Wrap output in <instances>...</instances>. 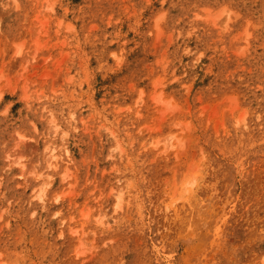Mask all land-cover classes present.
Instances as JSON below:
<instances>
[{"label":"rangeland","instance_id":"obj_1","mask_svg":"<svg viewBox=\"0 0 264 264\" xmlns=\"http://www.w3.org/2000/svg\"><path fill=\"white\" fill-rule=\"evenodd\" d=\"M0 96V264H264V0H0Z\"/></svg>","mask_w":264,"mask_h":264},{"label":"bare ground","instance_id":"obj_2","mask_svg":"<svg viewBox=\"0 0 264 264\" xmlns=\"http://www.w3.org/2000/svg\"><path fill=\"white\" fill-rule=\"evenodd\" d=\"M34 23H35V25H37V24H40L41 23V15H38V16H36L35 17V21H34ZM19 52H17V54H18ZM35 57H34V55L31 57V60H33ZM0 98H1V96H0ZM50 124H51V126L52 127H55V125L53 124V121H50ZM171 147H174L173 146V144H171ZM55 151V148H51V153L52 154H50L49 156H46L49 160H47V159H45V163H46V166H44V169L45 170H50V169H52V166H53V163H54V161H56V159H57V155H56V153L54 152ZM66 153H67V151H66ZM9 157V156H8ZM42 173H40V172H37V173H35V178L37 179V180H40V178L42 177Z\"/></svg>","mask_w":264,"mask_h":264}]
</instances>
